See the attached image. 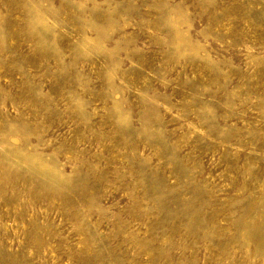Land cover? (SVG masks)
<instances>
[{"label": "rangeland", "instance_id": "374dc122", "mask_svg": "<svg viewBox=\"0 0 264 264\" xmlns=\"http://www.w3.org/2000/svg\"><path fill=\"white\" fill-rule=\"evenodd\" d=\"M0 264H264V0H0Z\"/></svg>", "mask_w": 264, "mask_h": 264}]
</instances>
